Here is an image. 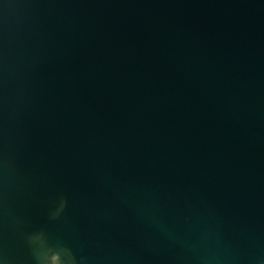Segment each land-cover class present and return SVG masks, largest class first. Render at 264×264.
I'll return each mask as SVG.
<instances>
[{
    "label": "water",
    "instance_id": "1",
    "mask_svg": "<svg viewBox=\"0 0 264 264\" xmlns=\"http://www.w3.org/2000/svg\"><path fill=\"white\" fill-rule=\"evenodd\" d=\"M0 264H264V0H0Z\"/></svg>",
    "mask_w": 264,
    "mask_h": 264
}]
</instances>
